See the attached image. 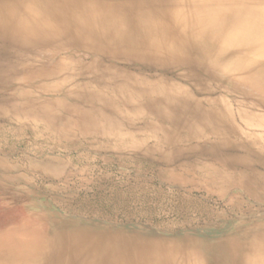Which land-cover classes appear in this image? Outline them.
<instances>
[{
    "label": "clouds",
    "instance_id": "1",
    "mask_svg": "<svg viewBox=\"0 0 264 264\" xmlns=\"http://www.w3.org/2000/svg\"><path fill=\"white\" fill-rule=\"evenodd\" d=\"M0 264H264V0H0Z\"/></svg>",
    "mask_w": 264,
    "mask_h": 264
}]
</instances>
